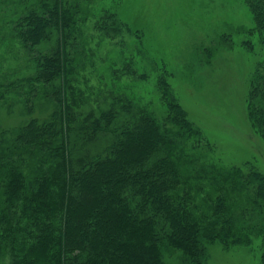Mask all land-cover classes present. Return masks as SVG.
I'll return each mask as SVG.
<instances>
[{"label":"trees","instance_id":"1","mask_svg":"<svg viewBox=\"0 0 264 264\" xmlns=\"http://www.w3.org/2000/svg\"><path fill=\"white\" fill-rule=\"evenodd\" d=\"M242 1L264 34V0ZM0 2V13L9 11L4 27L33 65L21 81L32 85L21 99L25 111L17 100L24 87L0 85L8 114L0 115V254L9 255V264H167L162 247L179 251L184 264H202L209 243H249L240 234L264 223V177L201 162L207 153L201 135L173 101L165 74L157 78L161 118L124 96L77 113L66 92L78 1ZM116 17L107 12L114 31ZM39 95L43 100L34 101ZM17 106L28 119L11 127ZM37 108L46 116H34ZM248 117L264 139V62L251 79ZM197 182L218 195L208 229L187 207Z\"/></svg>","mask_w":264,"mask_h":264},{"label":"rangeland","instance_id":"2","mask_svg":"<svg viewBox=\"0 0 264 264\" xmlns=\"http://www.w3.org/2000/svg\"><path fill=\"white\" fill-rule=\"evenodd\" d=\"M75 1L82 14L77 18L80 31L72 34L67 44L75 63L66 99L77 113H87L89 107L105 109L111 100L124 96L161 118L165 112L157 78L165 74L173 101L201 135L207 150L201 162L264 177V139L248 117L251 79L264 62V34L242 0ZM107 12L117 15V31L111 29ZM1 14L0 85L24 87L18 89L17 96L23 107V94L32 85L25 82V87L21 81L32 76L33 65L4 27L9 11ZM34 85L37 93L42 91ZM4 96L16 99L9 91ZM39 96L33 100L42 101ZM6 105L0 109L2 119L8 116ZM20 108L15 107L17 112L9 119L11 127L28 119L19 113ZM46 113L34 109L36 117ZM35 170V165L31 166V171ZM197 186L187 207L205 229L213 222L218 195L205 182H197ZM177 194L183 195L182 187ZM261 226L248 236L246 231L240 234L248 244H235L234 240L207 244L202 264H264V223ZM161 251L165 263L184 264L179 251L166 247ZM9 263V255L0 254V264Z\"/></svg>","mask_w":264,"mask_h":264}]
</instances>
